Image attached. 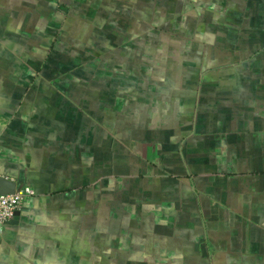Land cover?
Wrapping results in <instances>:
<instances>
[{
	"label": "crops",
	"instance_id": "0c3cea01",
	"mask_svg": "<svg viewBox=\"0 0 264 264\" xmlns=\"http://www.w3.org/2000/svg\"><path fill=\"white\" fill-rule=\"evenodd\" d=\"M48 1L64 14L73 2L96 1L100 17L111 19H140L134 7L141 3L160 11L159 0ZM229 1L245 3L239 18L253 37L238 44L217 39L204 69L208 63L219 75H197L196 88L181 75L182 90L173 86L175 76L116 68L100 89L86 87L83 103L104 111L98 117L62 113L46 102L31 106L36 93L27 86L46 75L29 68L43 61L24 58L32 47L15 42L20 57L0 60V176L35 194L22 203L17 222L0 230V264H78L85 257L79 250L91 260L99 178L101 264H174V257L179 264H264V0ZM45 2L0 0V19L8 7L22 23L29 5L37 20L47 19L35 7ZM170 2L173 12L177 1ZM0 29L8 37L14 32Z\"/></svg>",
	"mask_w": 264,
	"mask_h": 264
},
{
	"label": "rangeland",
	"instance_id": "374dc122",
	"mask_svg": "<svg viewBox=\"0 0 264 264\" xmlns=\"http://www.w3.org/2000/svg\"><path fill=\"white\" fill-rule=\"evenodd\" d=\"M175 1L177 2L173 4L172 12L168 7V4H171L170 0H159V10L166 9V15L163 17L153 3L151 6L141 3L134 7L136 14H140V19H111L107 13H103L105 17H100V9L94 8L96 1L91 4L73 2L71 10L64 14L58 13L51 2L46 0L44 4L35 5V7L45 10L47 19L37 20L36 11H32L34 7L29 5L26 13L28 18L18 24L19 20H14L10 15L13 10L7 7L8 10L5 13L7 19L5 16L2 17L0 25L4 24L7 29H10L9 31L14 32L9 33L8 37V34L3 35V30L0 29V60H6V58L15 60L20 57L21 54L12 49L15 42L16 44L28 43L32 48L31 51L22 54L24 58H30V61H43L39 66H30L31 74L46 75L42 78L43 80L37 78L34 83L28 84L27 89L36 93L30 105L46 102L47 106L55 107L57 110L61 109L62 113L79 112L85 116L88 113V117L91 116V112L94 117H98V113L101 114L104 111L97 107L93 110L86 109L83 103L86 90L88 88L96 90L101 87V80L108 77V72L116 68H118L116 72L121 74H125V71L140 70L143 75H150V77L175 76L173 86H181L182 90L183 83L176 81L181 75L189 74L185 76H188L190 80V87L196 88L197 75L200 74V77H203L220 74L219 70L208 69V63L206 71L204 69L205 63L213 57L212 45L219 42L217 39L221 38L220 42L224 43L238 44L241 41L244 42L245 38L253 36L245 30L244 19L239 18L242 5L245 3L229 0L221 3L208 0H199V3L197 0H187V3L184 2L186 0ZM163 8L165 9L161 10ZM43 20L44 23H42ZM43 27H45L44 30ZM214 27H218L217 30L221 33L216 34ZM255 37L260 40L257 45L262 44V36L259 34ZM241 38L243 40H239ZM138 62H142V65L138 66ZM115 63L120 67H117ZM242 66H246L244 60H242ZM234 74L236 76L237 72ZM155 82L156 80L153 84H156ZM151 91L153 92L151 88L145 86L141 92L149 96ZM48 101L51 103H47ZM17 110L15 109V112ZM34 112L36 114L37 111ZM34 112L27 113L34 114ZM112 114L107 113V117ZM116 114L106 120H114ZM122 120H124L123 117ZM121 122L128 125L133 123V120L127 118L126 122L125 120ZM103 127L104 133H112L110 129H107L108 125H103ZM95 150L105 152L107 148L97 147ZM96 165L102 168L103 163L98 162ZM99 179L96 180L97 183L94 186V200L97 205L94 210L93 232L97 238L93 242L94 250L90 251L91 260L85 258L88 257L86 252L79 250L78 252H83L82 255L85 257L78 259V264L89 262L90 264H101L102 249L101 245L97 244L102 243L100 233L104 212H102L101 203L102 184ZM190 180L193 181V179ZM20 249L24 248L20 247ZM173 255L176 256V254ZM177 259L178 257L173 258L174 264H179ZM64 261L52 259L47 263L64 264Z\"/></svg>",
	"mask_w": 264,
	"mask_h": 264
},
{
	"label": "built area",
	"instance_id": "2783aa9c",
	"mask_svg": "<svg viewBox=\"0 0 264 264\" xmlns=\"http://www.w3.org/2000/svg\"><path fill=\"white\" fill-rule=\"evenodd\" d=\"M34 194L35 191L30 185L19 186L12 193L0 194V230L14 217L22 203Z\"/></svg>",
	"mask_w": 264,
	"mask_h": 264
},
{
	"label": "water",
	"instance_id": "95a60500",
	"mask_svg": "<svg viewBox=\"0 0 264 264\" xmlns=\"http://www.w3.org/2000/svg\"><path fill=\"white\" fill-rule=\"evenodd\" d=\"M17 188L16 181L13 179L5 178L0 176V194L2 193H12ZM19 211L17 210L14 217L8 221V224H15L18 219ZM202 246V251H203Z\"/></svg>",
	"mask_w": 264,
	"mask_h": 264
}]
</instances>
